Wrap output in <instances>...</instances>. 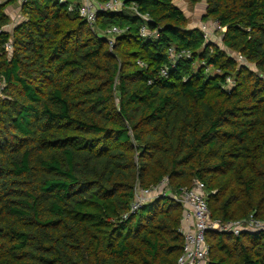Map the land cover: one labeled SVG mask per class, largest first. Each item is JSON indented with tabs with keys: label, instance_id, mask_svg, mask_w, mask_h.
<instances>
[{
	"label": "trees",
	"instance_id": "trees-1",
	"mask_svg": "<svg viewBox=\"0 0 264 264\" xmlns=\"http://www.w3.org/2000/svg\"><path fill=\"white\" fill-rule=\"evenodd\" d=\"M186 1L226 28L221 47L173 0L99 13L98 31L123 30L111 48L67 10L81 0L0 3V264H176L181 205L129 213L164 176L202 181L212 219L264 220V0ZM206 242L208 264H264L263 232Z\"/></svg>",
	"mask_w": 264,
	"mask_h": 264
},
{
	"label": "built area",
	"instance_id": "built-area-1",
	"mask_svg": "<svg viewBox=\"0 0 264 264\" xmlns=\"http://www.w3.org/2000/svg\"><path fill=\"white\" fill-rule=\"evenodd\" d=\"M7 0H0L5 2ZM18 6L24 0H15ZM59 3H64L66 0H57ZM124 0H81V3L76 7L73 3H69L67 10L69 12H76L83 18L89 28L96 32V22L99 13L116 12L123 7ZM130 9L138 16L146 21H149L147 15L140 14L136 7L132 5ZM213 29L217 28L224 32L225 27H222L218 21H212ZM216 29V30H217ZM208 28L205 27L204 32ZM214 30V31H216ZM123 30L116 26H111L105 30V34L109 36V47L113 45V37L121 34ZM139 35L144 38H157V30L148 31L147 26L143 25L139 29ZM203 38L206 42L207 35L203 33ZM5 50L11 51L10 43L5 45ZM168 58L172 60V65L175 60L181 58H189L190 53L185 50H176L173 46L167 48ZM236 59L244 63L243 58L237 55ZM138 64L141 62L138 61ZM169 67L165 66L160 69L159 74L164 76L167 74ZM227 84L224 86L225 90L230 91L233 87V81L230 78L226 79ZM3 84L0 81V96L3 89ZM207 192L202 181L194 179L190 186H181L176 190L169 185V179L164 176L158 183L150 185L149 187L136 186L134 191V199L130 204V214L136 213L143 205L159 198H171L177 201L182 207L181 223L178 227V232L183 237L182 252L179 255L176 264H208L209 246L206 242V234L208 232L230 233L238 237L241 233H264V220L254 217L252 214L248 218L234 220V221H219L211 218V212L208 207Z\"/></svg>",
	"mask_w": 264,
	"mask_h": 264
},
{
	"label": "rangeland",
	"instance_id": "rangeland-1",
	"mask_svg": "<svg viewBox=\"0 0 264 264\" xmlns=\"http://www.w3.org/2000/svg\"><path fill=\"white\" fill-rule=\"evenodd\" d=\"M173 2L180 9L183 10L184 14L186 15V17L188 19L189 27H199L201 29V31H203V33L207 35L206 39H207L208 43H213V44H216L219 47H221V44H220L221 35L220 34L222 33V30H219L217 28H216L217 30L215 28L213 29L211 20L202 19V14L204 13V9H205L204 3H200L197 5H191L186 0H173ZM122 8H120V9H122ZM16 22L17 21H13L7 27L9 29H12V26L16 25ZM205 27L208 28V30L206 32H204ZM214 30H216V31H214ZM96 31H98V30L96 29ZM98 32H100V31H98ZM100 33L107 40L110 38L109 36H107L105 34V30L101 31ZM247 66H250L255 71V67L253 65H247Z\"/></svg>",
	"mask_w": 264,
	"mask_h": 264
},
{
	"label": "crops",
	"instance_id": "crops-1",
	"mask_svg": "<svg viewBox=\"0 0 264 264\" xmlns=\"http://www.w3.org/2000/svg\"><path fill=\"white\" fill-rule=\"evenodd\" d=\"M14 12H15V11H12V13H14ZM14 16H15L14 14H13V16L11 15V17H12V19H13L12 21H14V18H15Z\"/></svg>",
	"mask_w": 264,
	"mask_h": 264
}]
</instances>
